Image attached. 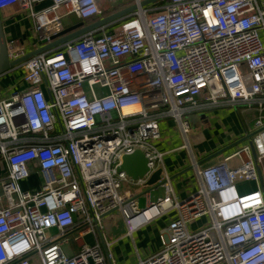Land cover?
Returning a JSON list of instances; mask_svg holds the SVG:
<instances>
[{
  "label": "built area",
  "instance_id": "1",
  "mask_svg": "<svg viewBox=\"0 0 264 264\" xmlns=\"http://www.w3.org/2000/svg\"><path fill=\"white\" fill-rule=\"evenodd\" d=\"M38 1L0 0V12L29 10L36 48L65 27L63 17L103 14L99 0H51L34 11ZM6 45L10 60L25 54L17 41ZM18 67L22 88L0 100V160L8 166L0 264H32V256L40 264H114L108 215L118 212L131 237L170 210L176 216L160 231V250L136 264H264V0H162ZM95 85L107 94L98 97ZM223 107L256 112L248 143L209 165L192 156L198 186L180 199L155 145L159 122L173 119L188 148V116ZM135 150L149 173L162 168L165 195L146 208L120 191L122 182L143 186L149 175L133 180L117 170ZM30 163L42 177L34 192L18 184ZM252 180L253 190L239 186ZM88 235L93 242L82 240ZM71 240L80 248L69 257L61 245Z\"/></svg>",
  "mask_w": 264,
  "mask_h": 264
},
{
  "label": "crops",
  "instance_id": "2",
  "mask_svg": "<svg viewBox=\"0 0 264 264\" xmlns=\"http://www.w3.org/2000/svg\"><path fill=\"white\" fill-rule=\"evenodd\" d=\"M104 1L105 0H99L103 11L112 10V8L119 5L125 7L133 2V0H124L110 8H106L103 7L102 4ZM50 3L51 0H39L33 4V10L39 11L50 5ZM71 16L72 17L66 22L62 20L65 27L81 21L74 15ZM0 18L6 43L17 41L23 46L25 54L38 46V39L33 29V20L30 17L29 10L20 12H15L13 10L2 11L0 12ZM22 73V69L17 67L0 75V100L7 98L11 93L22 88ZM44 91L47 94L45 88ZM255 116L256 112L254 110H245L241 107L211 108L193 113L189 115L191 121L188 117L192 128L188 148L184 147V137L173 119L166 118L159 122L160 138L155 141V145L163 152V169L169 175L173 191L180 199L186 198L189 194L194 192L198 186V178L192 167V156L196 162H198L217 150L244 138V133L249 130L251 121ZM237 144L240 145V142ZM237 144L220 153L222 155L219 156V160L223 155L233 151L235 148L234 146ZM34 165V163L29 164V166L34 168L32 174L29 175L28 178L20 180L18 183L19 187L23 190L34 192L41 186L42 177ZM200 165L204 166L208 164L204 162ZM260 169L261 181L264 183V170H262L261 167ZM7 173L8 166L1 161L0 180L5 178ZM189 180H192V183ZM245 183L246 182L240 183L239 186L245 188ZM250 184L251 188L246 190H253L257 186L256 182L253 180ZM146 188H149V186H138L132 182H122L120 191L123 193L131 192L139 208H141L139 197L144 195L145 206L143 208H146V206L152 202L150 200L149 190H146ZM158 198L160 197H157V199ZM108 216H115L109 227V237L117 238L110 249L113 263L136 264L139 258L145 259L160 250V231L176 216V212L175 210H170L161 217L151 220L135 230L131 237L124 233V226L122 224V219L118 217L120 216L118 212H112ZM206 220V217H201V221L198 225H194V222L191 224V229H198L204 225L203 223L206 222ZM85 237L86 236H83L82 240H84ZM74 242L77 243L78 247L76 249L72 247L71 249L70 243ZM122 242H124V244H121L120 247L119 244ZM67 244L68 250L64 251L63 249V251L69 257H72L79 251L80 244L72 240L67 242ZM31 261L32 264H40L37 256H32ZM219 264L226 263L223 262Z\"/></svg>",
  "mask_w": 264,
  "mask_h": 264
},
{
  "label": "water",
  "instance_id": "3",
  "mask_svg": "<svg viewBox=\"0 0 264 264\" xmlns=\"http://www.w3.org/2000/svg\"><path fill=\"white\" fill-rule=\"evenodd\" d=\"M157 1L158 0H141L139 4H136L134 2L93 22L85 24L84 21H79L73 25L66 26L60 32L52 35L50 37V42L42 40L41 46L14 60H10L8 57L6 40L3 34L2 21L0 18V75L10 70H13L14 68L18 67L22 62L34 55L45 52L47 50L60 49L66 42L79 39L83 35L95 31L101 27H108L114 25L115 23L132 14L138 7H145ZM244 139L245 138L239 139L236 142L217 150L209 156H206L199 160L197 164L200 165L206 162L207 160H210L211 158L219 155L226 149L241 142ZM117 170L123 171L133 180L144 178L149 173L147 159L145 158L144 154L139 150H135L131 154L123 155L121 158V163L117 167ZM160 173L161 168H157L151 173H149L148 176H146L145 185L149 186L148 190L155 189L158 186L162 185L163 181H159ZM258 173L260 174V170H258Z\"/></svg>",
  "mask_w": 264,
  "mask_h": 264
},
{
  "label": "rangeland",
  "instance_id": "4",
  "mask_svg": "<svg viewBox=\"0 0 264 264\" xmlns=\"http://www.w3.org/2000/svg\"><path fill=\"white\" fill-rule=\"evenodd\" d=\"M122 1H124V0H105L102 4H103V7L110 8V7L116 5L117 3H120V2H122ZM59 12L61 13L62 10H59ZM71 17H72L71 15H67V16L63 17L62 20H63L64 22H66V21H68ZM82 87H83V90L85 91L86 95L90 98V97H91V94H90V90H89L88 84H87L86 82H84V83L82 84ZM94 92H95V94H96L98 97H101V96L107 94V89H106V88H101L99 85H95V86H94ZM188 117H189V116H188ZM189 119H190V121H191V118H190V117H189ZM194 127H195V126H194ZM246 140H247V139H246ZM246 140H242V141L240 142V144L245 143ZM247 143H248V140H247ZM238 145H239V144H237V145L234 146V147L236 148ZM221 155H222V154H219V155L215 156L214 158H212V159H210V160H207L205 163L208 164V165H209V164H212V163H215V162H217V161L219 160V156H221ZM0 162H1V160H0ZM231 163H232L233 166L239 165V164H240V158L237 157V158L233 159V160L231 161ZM260 167L262 168V170H264V159H263V161L260 163ZM29 171H30V175H31L32 172L34 171V168H32L31 166H29ZM189 181L192 183V180H189ZM250 182H251V181H247V182L245 183V185H244L245 189H250V188H251V184H250ZM21 189H22V188H21ZM147 189H148V188H146V190H147ZM22 190H23V189H22ZM23 191H26V190H23ZM149 194H150V197H151L150 200H151L152 202H156V201H157V197H161V196L163 197V196L165 195L164 188H163V186H158V187L155 188V189H151V190H149ZM139 204H140V207H141V208H143V207L145 206V198H144V195H141V196L139 197ZM200 221H201V218L198 219V220H196V221L194 222V225H198V224L200 223ZM112 222H113V220H110V221H109L110 225L112 224ZM203 224H205V222H204ZM109 238L112 239V237H109ZM84 240L87 241L88 243L93 242V238H92L91 235L86 236ZM121 244H124V242L120 243L119 246H120ZM70 245H71V249H72V247L75 248V249L78 247L76 242H74V243H70ZM63 246H64V247H63ZM61 247H62V249H64V251L68 250V249H67V247H68V244H67V243H63V244L61 245ZM120 247H121V246H120Z\"/></svg>",
  "mask_w": 264,
  "mask_h": 264
},
{
  "label": "trees",
  "instance_id": "5",
  "mask_svg": "<svg viewBox=\"0 0 264 264\" xmlns=\"http://www.w3.org/2000/svg\"><path fill=\"white\" fill-rule=\"evenodd\" d=\"M132 3H134V1ZM156 3H158V4L162 3V0H158ZM121 8H123V5L122 6H120V5L119 6H115L114 8H112V10H104L102 16L96 17V18L86 19V20H84V23L87 24V23L93 22V21H95V20H97V19H99V18H101L103 16H106V15H108V14L114 12V11H117V10H119Z\"/></svg>",
  "mask_w": 264,
  "mask_h": 264
}]
</instances>
